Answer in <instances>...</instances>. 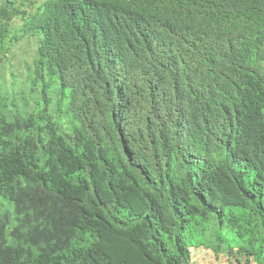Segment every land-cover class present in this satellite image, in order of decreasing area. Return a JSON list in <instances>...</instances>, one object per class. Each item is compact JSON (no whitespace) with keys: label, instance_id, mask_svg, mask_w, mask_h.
<instances>
[{"label":"trees","instance_id":"obj_1","mask_svg":"<svg viewBox=\"0 0 264 264\" xmlns=\"http://www.w3.org/2000/svg\"><path fill=\"white\" fill-rule=\"evenodd\" d=\"M10 4L0 55L39 46L33 108L0 91V264H264V0Z\"/></svg>","mask_w":264,"mask_h":264},{"label":"rangeland","instance_id":"obj_2","mask_svg":"<svg viewBox=\"0 0 264 264\" xmlns=\"http://www.w3.org/2000/svg\"><path fill=\"white\" fill-rule=\"evenodd\" d=\"M4 1L0 0V17L5 13ZM45 0H11L8 11L14 15L10 20L11 32L17 31L22 25L25 14L21 12H34L38 5ZM1 19V18H0ZM39 46L37 36H27L20 41L9 43L0 60V91L5 92L9 97L19 98L25 94L29 101L28 109L33 108L32 95L29 90L31 77L34 73V57ZM44 84L37 85L42 90ZM23 88H25L23 90Z\"/></svg>","mask_w":264,"mask_h":264},{"label":"crops","instance_id":"obj_3","mask_svg":"<svg viewBox=\"0 0 264 264\" xmlns=\"http://www.w3.org/2000/svg\"><path fill=\"white\" fill-rule=\"evenodd\" d=\"M192 264H232V262L225 256L217 257L212 250L201 247L193 250Z\"/></svg>","mask_w":264,"mask_h":264}]
</instances>
